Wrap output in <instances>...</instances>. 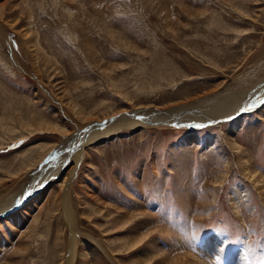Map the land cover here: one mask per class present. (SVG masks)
Masks as SVG:
<instances>
[{
    "label": "rangeland",
    "instance_id": "374dc122",
    "mask_svg": "<svg viewBox=\"0 0 264 264\" xmlns=\"http://www.w3.org/2000/svg\"><path fill=\"white\" fill-rule=\"evenodd\" d=\"M0 9V196L43 179L52 184L34 208V236L28 227L0 264L62 262L72 231L65 195L77 217L74 264H163L164 256L264 264L262 189L239 165L247 159L253 176L264 178V0H0ZM226 91L239 111L222 120L198 110L189 126L180 122L194 117L188 107L176 117L162 113ZM73 105L92 110L90 119ZM142 105L155 122L182 125L127 126L101 145L81 136ZM16 211L0 217L3 236ZM214 234L224 245L210 256L201 245ZM126 236L143 241L131 252L115 248Z\"/></svg>",
    "mask_w": 264,
    "mask_h": 264
},
{
    "label": "bare ground",
    "instance_id": "6f19581e",
    "mask_svg": "<svg viewBox=\"0 0 264 264\" xmlns=\"http://www.w3.org/2000/svg\"><path fill=\"white\" fill-rule=\"evenodd\" d=\"M0 11H1V9H0ZM33 47L35 48L34 45H33ZM38 47H40V46L38 45L37 48ZM36 51L38 52L37 49H36ZM37 54H39V53H37ZM37 58H39V57H37ZM36 72L39 73L40 70H37L36 69ZM232 96L233 95H228V91H226L224 93H221V94H213V95H209V96H205V97L199 98V99H197L195 101L190 102L189 104H187V102H186L185 105L181 104V106L178 105V104H176L177 107L176 106H173L172 108H169L165 112H162V113H164L166 115H168L167 113H169L170 116L176 117V114H177L176 113L177 112L176 109L182 108L181 110H183L184 107H188V108H185V110H188L190 112V114L195 113L194 117H190L189 118L188 116L184 115L185 117H182V118H185V119L183 121H180V122L183 123L184 125L186 124V125H189V126L196 125L197 121L195 120V122H196L195 123L192 120H193V118H195V116L199 112H202V111H210V110H213V114H216V119L222 120L223 119V116L226 114L227 111L237 110V107H236L235 104H227L228 98H230ZM247 100L249 102L251 101V99H247ZM190 104H192V105H190ZM211 104H213V105H211ZM253 105H254V103H253ZM73 106L75 107V109H76L75 112L80 117V119L85 120V122H87L90 119L88 116L91 114L92 110L90 112H87V111H85V110L82 109L81 105H79V107L76 106V105H73ZM142 106H145V107H140V108L137 107L138 109H134V113H131L133 110L132 111L130 110V112L128 111L129 113L132 114V115L128 114V117H126L127 115H124V117H118V118H116L114 120L115 122L113 121V122H111V123H109L107 125L108 127L106 125H104L102 127L100 125H98L100 127V130H98L99 127H95L96 128L95 129V128H93L94 125H92V126H90L91 127L90 128V131L92 129H95L93 131V133L90 134V131H89V133H88V131H83L82 134H81V136H83V137L86 136L88 138V135H90L91 139L88 140L90 143L93 142V141H96L98 139L99 140L100 139H102V140L104 139V141L98 142L101 145L103 142H105L106 139H109L110 136H112L114 134V132L118 131L119 129H121L123 127H127V126L134 127V129H135V127L138 128V127H144V126H147V125H154L156 127H158V126H160V127H174V125H182L179 121L171 120L170 118L169 119H162L161 118V120H159L158 122H155L154 120H156L155 119L156 116H151V115H148V114L146 115V113H149V109H150L151 106L150 107H146L147 105H142ZM160 106H163V105H160ZM191 107H194V108H191ZM156 108L159 109L160 107L158 106ZM198 110H199V112H198ZM238 111L239 110L233 111V113H236ZM172 112H174V114H172ZM139 114H140V116H138ZM18 115H19V117H21L20 119H23L24 118V116L22 115V113H19ZM152 115H154V114H152ZM12 116L13 115H9V118H13ZM190 116H192V115H190ZM6 117L7 116H5V118ZM27 117H28V115H27ZM0 120H2V119H0ZM9 120H12V119H9ZM22 123L23 122H21V124ZM74 123H75V127L77 129H80L81 128V126H80V124H79L78 121H75ZM46 125L49 126V127L51 126L48 122L46 123ZM58 126H59V124H53V127H56L57 129L61 130L60 129V126L59 127ZM61 127H65L66 128V131H68V128H69L68 127V122L67 123H64ZM64 132H62V133H64ZM59 135L61 136V133ZM68 139H69V137H67V138L64 139V142L66 144L68 142H70V141L72 142V144H75L77 141L79 142L78 137L76 138V140H73L71 138L68 141ZM80 141H81V139H80ZM85 145L86 144H82L79 147V151L76 152L77 151L76 150L74 152V156L72 158V162H74L75 164L73 165V167L71 169L72 172L76 168V165L79 162H81V159H82L83 153H84L83 152V147ZM81 147H82V149H80ZM71 155H73V154H71ZM39 159H37L34 162H32V165L36 164L37 161H39ZM69 161H71V160H69ZM241 164L245 165L244 166L245 176L247 177V179L249 181L252 180L253 183H251V184L253 185L254 189H259V190L262 189V191H263L264 190V178L262 180H260L259 178H255L253 176L252 170L248 166L247 159H245L243 161L240 160L239 165H241ZM66 165H68V163L67 162H64L57 169H54V170L52 169V171H51V173L53 175L52 177H60V175L63 173L62 171L64 170V167ZM30 166L31 165L29 164L26 167L27 172H28ZM71 171H69L68 173H72ZM68 173H65V176L69 175ZM48 174H49V170H48ZM227 175L228 174H226L225 177L223 178L222 183L225 182V178L227 177ZM25 177H26V175H25ZM23 179H22V181H23ZM46 179H51V178H49V177L47 178L46 177ZM28 180L29 179L27 178L26 181H24V182L21 181L22 182L21 183V186H23L24 183L27 182ZM43 180H45V179H43ZM43 180H41V181H39L37 183H34V184L30 185V187L28 185V188L26 189L25 192L24 191L21 192L20 190H18L15 193L9 194L10 192H8L7 194H4L3 196H0V217H5V215H8L10 213H13L15 211V209H17V211L12 215V218H9L10 219V222L8 220L9 223H11V222H13V223L11 225V227H12L11 228L12 229V233H10V231H9V233H7V234L4 235L6 237V240L7 241L4 238H2V237H4L3 236L4 233L3 234L0 233V257H3L1 259L2 262L3 261L6 262L5 257H7V254L9 253V251H11L12 249L14 250L15 248L18 247V245L16 246V245L13 244L14 243V240L17 239L16 242H20L21 240H23L25 238L24 233H25V230L28 227L30 228V235L31 236H34L32 231H34L35 227L37 226V221L39 220L38 218L40 217V215H39L38 212H34V208L37 207L42 202H44V200L47 197H49V192L48 191H49V189L51 187L50 185H52V184H50V185L47 184V183H50L51 180H48L49 182H46V183H44L45 181H43ZM1 181L2 180H0V184L2 183ZM16 181H17V179H16ZM64 181L61 182V183H59L60 187L63 186ZM18 187H19V185H18ZM236 190H238L241 193H243L244 196H247V193H246L245 190H243L242 186H240V187L237 186V189ZM262 191H259V193H260V197L259 198L263 202L264 198L262 196L263 195L262 194ZM16 193H17V195H16ZM31 197H33V199L32 200H29ZM63 201H64L65 211H66V214H67L66 218L69 220L70 227L72 228L71 238H70V242L68 244V247L66 248V250L68 251L67 252V255H64L62 257V262H60V263L54 262L53 264H74L75 257L77 256L76 254L78 252V240H77V235H78L77 229L78 228L76 229V227H75V224H77V217L74 214V211L69 206L71 204V202H70V199H69V197L67 195H65V198H64ZM98 217H100V216H98ZM240 219H241V221H244L245 222L246 216H244V214H242L241 217H240ZM28 221H29V225L26 226V224H27ZM34 222H35V224H33V227H32V223H34ZM107 222H109V220ZM8 234H10V235H8ZM37 238H42L41 241H44V235H38V236H36L34 238V240H36ZM137 241L141 242V241H143V238L141 237ZM139 242H132L130 244L127 241V236H126L122 240V242H121L122 245H119V244L115 243L114 246H115V248H117L119 250H122V251H125L126 250L128 252H131L135 248L139 247ZM223 245H224V242H223L222 237H219L217 234H214L213 236H211L209 238V240L207 242L203 243L201 245V247H202L203 250L206 251V253H208V251H210L211 252V253H209V255L211 254L210 256H215L216 253L222 251V249H220V248H222ZM13 250H12L11 254L13 253ZM105 255L108 256L107 250L103 248V256L102 257H103L104 260H105V257H106ZM110 258L111 257H109V259ZM242 262H243V264H245L244 260H242ZM32 264H33V262H32ZM146 264H151V263H146ZM163 264H187V258L179 257V258H175V259L171 260V259H169L168 256H164L163 257Z\"/></svg>",
    "mask_w": 264,
    "mask_h": 264
},
{
    "label": "snow or ice",
    "instance_id": "6c2138e0",
    "mask_svg": "<svg viewBox=\"0 0 264 264\" xmlns=\"http://www.w3.org/2000/svg\"><path fill=\"white\" fill-rule=\"evenodd\" d=\"M248 109H246V108H242V109H240V111H247ZM139 118V117H138ZM108 122L107 121H105V124H107Z\"/></svg>",
    "mask_w": 264,
    "mask_h": 264
}]
</instances>
